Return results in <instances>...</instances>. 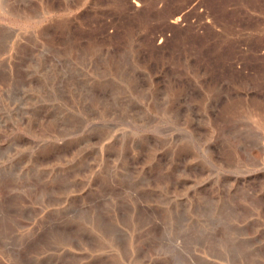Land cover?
I'll return each mask as SVG.
<instances>
[{
    "label": "rangeland",
    "instance_id": "374dc122",
    "mask_svg": "<svg viewBox=\"0 0 264 264\" xmlns=\"http://www.w3.org/2000/svg\"><path fill=\"white\" fill-rule=\"evenodd\" d=\"M0 264H264V0H0Z\"/></svg>",
    "mask_w": 264,
    "mask_h": 264
}]
</instances>
